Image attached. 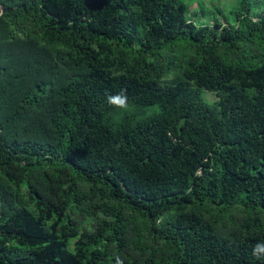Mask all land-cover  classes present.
<instances>
[{
	"label": "trees",
	"instance_id": "obj_1",
	"mask_svg": "<svg viewBox=\"0 0 264 264\" xmlns=\"http://www.w3.org/2000/svg\"><path fill=\"white\" fill-rule=\"evenodd\" d=\"M239 3L0 0V264H264V14Z\"/></svg>",
	"mask_w": 264,
	"mask_h": 264
},
{
	"label": "rangeland",
	"instance_id": "obj_2",
	"mask_svg": "<svg viewBox=\"0 0 264 264\" xmlns=\"http://www.w3.org/2000/svg\"><path fill=\"white\" fill-rule=\"evenodd\" d=\"M249 4L251 14H264V0H249ZM180 10L186 20L197 26L213 25L216 22L222 25H233L240 12V3L239 0H183ZM202 96L208 101L215 100L214 94L207 91H203ZM230 217L235 224L232 226L231 221L223 220L226 233L237 231V224L241 222L242 213L233 210Z\"/></svg>",
	"mask_w": 264,
	"mask_h": 264
},
{
	"label": "clouds",
	"instance_id": "obj_3",
	"mask_svg": "<svg viewBox=\"0 0 264 264\" xmlns=\"http://www.w3.org/2000/svg\"><path fill=\"white\" fill-rule=\"evenodd\" d=\"M106 100L111 107L118 109L121 115L129 110V98L126 90L122 89L119 93L108 94ZM259 253H264V245H257L256 248H254L253 255H258Z\"/></svg>",
	"mask_w": 264,
	"mask_h": 264
}]
</instances>
